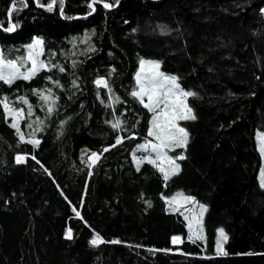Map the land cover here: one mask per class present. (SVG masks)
<instances>
[{"label": "trees", "instance_id": "16d2710c", "mask_svg": "<svg viewBox=\"0 0 264 264\" xmlns=\"http://www.w3.org/2000/svg\"><path fill=\"white\" fill-rule=\"evenodd\" d=\"M51 2L17 0L12 10L13 0H0L4 58L24 63L39 37L48 66L31 80L0 81V98L25 117L21 141L0 105V264H264L255 139L264 133V0H63V11L56 0L48 11ZM142 59L195 93L196 119L184 122L189 140L178 149L185 158L168 181L134 159L151 121L131 95ZM49 88L51 114L33 92ZM176 192L205 205V239L193 243L185 217L168 208L164 196ZM219 228L227 255L217 254ZM97 235L104 242L92 245Z\"/></svg>", "mask_w": 264, "mask_h": 264}, {"label": "snow or ice", "instance_id": "6c2138e0", "mask_svg": "<svg viewBox=\"0 0 264 264\" xmlns=\"http://www.w3.org/2000/svg\"><path fill=\"white\" fill-rule=\"evenodd\" d=\"M40 7H45L43 4H39V0H36ZM96 0H93L95 3ZM118 2V0H117ZM19 3L23 6H27L26 0H19ZM56 4V0H52L51 3L47 4V10L52 11L53 5ZM17 0H13L12 10L16 9ZM61 11H63V0H60ZM105 8L112 7L111 4L105 3L103 5ZM91 7V5H89ZM93 11L95 9L93 8ZM264 11V9H262ZM9 16H11V10H9ZM2 24V22H0ZM17 28L16 24H12L10 27L4 28L5 32H13ZM43 46V40L40 38H36L33 40L31 44L27 46L28 55L26 58H20L21 61L26 63L27 61H31V67H28L26 71H21V68L24 66V63H18L17 60H6L2 52H0V81L5 84L12 85L16 80H31L35 77L42 69H46L48 66L44 63V61L39 60V56L42 54L40 51ZM148 65V72H145V65ZM141 70L136 74V81L139 85V91H133L131 95L133 97L139 98L140 103L144 105L149 111L153 112L154 115L152 117V127L148 131L149 136H153L158 140L159 144H152L151 141L144 145H138V148L146 149L151 147L152 151L157 153V158L151 159L150 157H145L144 159H140L138 157H134L137 162V167L144 163L147 160L148 163H151L157 167V169L163 174V178L165 181H168L172 175L178 174L180 170L179 164L176 163V160H182L185 157L183 155L176 157H170L167 155V152L164 149H170L173 147H186L188 142V132L184 127H181L178 121H188L195 120L196 116L194 115L192 109L188 107L183 99L180 97H189L194 96L195 93L187 92L180 88L179 83L177 82V77H166L163 76L162 73L158 71L159 63L157 62H146L141 60L140 62ZM52 67H57V65H53ZM59 71L63 72L65 69L63 67L59 68ZM51 80V77H48ZM145 81L147 83H145ZM58 85V81L54 82ZM98 86H103L104 88L108 87L107 81L103 78L95 81ZM167 85V90L164 91V86ZM34 94L38 95L40 100L44 102V104L48 105L47 112L49 114L53 113L55 110L56 99L53 98L52 89H47V94L44 91L33 90ZM144 97H147L148 102H144ZM20 101L24 104H28V100L25 97H19ZM0 105L3 106L6 114L12 118L11 127L16 129L17 134L19 135L21 141H24V133L20 130L19 121L24 119V109H16L13 108L9 102L7 97L0 98ZM163 106V107H161ZM28 116L32 115V106L28 104ZM42 123V121H38ZM65 123V121H61V124ZM121 121L117 120L112 127L119 128L121 126ZM28 127H32L31 124ZM258 139L260 141V151L264 154V133L258 134ZM28 143L39 145V140L32 139L27 141ZM122 140L120 137L117 138L116 143H121ZM115 145H113L114 147ZM104 151H108L107 148ZM32 159H35L33 156ZM91 163L94 165L99 159L100 156L97 153H92L91 156L88 157ZM25 160L24 156H17L16 163H23ZM159 161V163L157 162ZM167 164L168 167L164 165ZM260 184L264 187V170L261 171L260 174ZM194 201V197L185 196L183 193H177L175 196L168 199V203L172 206L173 211H179L180 206L183 204ZM200 215L202 217L203 212L206 211L205 206L200 205ZM79 216V212L76 213ZM197 227L193 228L192 222L189 223V228L191 231V235L189 239L195 243L196 240H202L204 237L201 235L202 227L201 220L196 217L192 218ZM66 237L68 239L72 238L71 229L66 233ZM228 240V236L225 234L223 229L219 230V238L216 241L217 245V254L227 255L224 251L223 245ZM102 238L97 235L91 241L92 245H98L103 243ZM180 237H173L172 243L177 244L181 243ZM113 243H118V241H113Z\"/></svg>", "mask_w": 264, "mask_h": 264}, {"label": "rangeland", "instance_id": "374dc122", "mask_svg": "<svg viewBox=\"0 0 264 264\" xmlns=\"http://www.w3.org/2000/svg\"><path fill=\"white\" fill-rule=\"evenodd\" d=\"M36 38H39V37H36ZM36 38H35V39H36ZM40 51L42 52V49H41ZM0 52H1V48H0ZM27 55H28V48H27ZM41 56H42V54L39 56V60L43 61L42 58H41ZM142 60H143V61H146V62H157V63H159V69H158V71H159L160 73H162L163 76H166V77H172V76L177 77V76H175V75H173V74H169V73H165V72H163V71L161 70L160 62L157 61V60H153V59H142ZM27 62H28V65H27V66L24 65V66L21 68V71H26L28 67H31V61H27ZM18 63H19V62H18ZM140 70H141V65H140V67H139L137 73H138ZM145 72H146V73L148 72V65H147V64L145 65ZM137 73H136V74H137ZM177 82L179 83L178 78H177ZM145 83H147V82L145 81ZM179 85H180V84H179ZM180 88H181L182 90H184V91H187V90H185L184 88H182L181 86H180ZM163 90H164V91L167 90V85L164 86V89H163ZM136 91H139V85H138V84H137V89H136ZM187 92H189V91H187ZM188 98H189V97H186V98H185V97H182V96L180 97V99H183V100L185 101V103L188 105V107L191 108V106H190V104H189V100H188ZM144 102H145V103L148 102L147 97H144ZM11 106H12V105H11ZM12 107H13V106H12ZM161 107H163V106H161ZM13 108H15V107H13ZM16 109H17V108H16ZM191 109H192V108H191ZM150 112H151V111H150ZM153 115H154V113L151 112V121H152V117H153ZM9 117H10V116H9ZM10 118H11V117H10ZM11 120H12V118H11ZM151 121H150V128L152 127ZM184 122H185V121H178L179 125H180L181 127H184V128L187 130V128H186L185 125H184ZM150 128H149V129H150ZM259 133H263V132L257 131L256 134H255V139H256V143H257V148H258V150H259V152H260V154H261V157H262V165H261V167H260L259 174H258L259 181H260V174H261V171L264 170V154H262L261 151H260V141H259V139H258V134H259ZM188 140H189V136H188ZM149 141H151L152 144H159V143H160L158 140H156L155 137H153V136H149V140H147V141L144 140V141L140 142L138 145H144V144L148 143ZM187 144H188V142H187ZM138 145H137L136 150H135V151H136V156H135V157H138V158H140V159H144L145 157H150L151 159H154V160L157 158V153L154 152V151H152L151 147H148V148H146V149H141V148H138ZM186 146H187V145H186ZM181 148H182V150H183V149L186 148V147H173V148H170V149H164V151L167 152V155H168V156L173 157L174 159H175L176 157L181 156V155H183V156L185 157V152H184V151L179 152V150H178V149H181ZM157 162L159 163V161H157ZM176 163L179 164V166H180L179 159L176 160ZM164 166H165V167H168L167 164H165ZM172 176H173V175H172ZM172 176H171V177H172ZM177 193H181V192H176V193H173V194H171V195H165V196H164V199L166 200L167 206H168V208H169L170 210H172V206L169 205V203H168V199L171 198V197H173V196H175ZM183 194H184V193H183ZM184 195L187 196L186 194H184ZM191 197H192V196H191ZM200 205L205 206L204 204H202L201 202H199L198 200H196V199L194 198V201L189 202V203H186V204H183L182 206H180V210H179L178 212H181L182 215H183V217H185V219H186L187 229H188V237L191 235V231H190V228H189V223H190V221L192 222V226H193V228H196V227H197L195 221L192 219L193 217H196L197 219H200V220H201V225H200V226L202 227L201 235H202V236L204 237V239H205V237H206V235H205V227H204L205 211L203 212V215H202V217H201V215H200V207H199ZM172 211H173V210H172ZM220 229H223V228H219V229H218V232H217V239L219 238V230H220ZM223 230H224V229H223ZM224 232H225V231H224ZM202 240H203V239H202ZM199 241H201V240H199ZM224 244H225V243H224ZM223 248H224V245H223ZM216 249H217V245H216Z\"/></svg>", "mask_w": 264, "mask_h": 264}]
</instances>
